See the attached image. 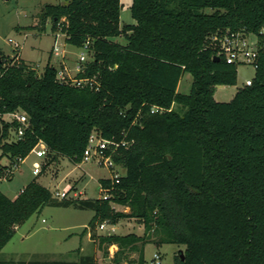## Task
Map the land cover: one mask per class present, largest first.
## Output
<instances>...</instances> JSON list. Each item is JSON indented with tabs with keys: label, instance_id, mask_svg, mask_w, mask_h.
<instances>
[{
	"label": "trees",
	"instance_id": "trees-1",
	"mask_svg": "<svg viewBox=\"0 0 264 264\" xmlns=\"http://www.w3.org/2000/svg\"><path fill=\"white\" fill-rule=\"evenodd\" d=\"M122 7V0H66L46 4L41 14L42 28L51 20L67 42L91 40L93 57L78 75H96L98 90L61 82L51 59L39 73L19 51L0 52V175L41 141L48 147L42 171L59 156L81 163L94 131L124 142L114 153L123 174L100 181L107 197L59 198L36 178L15 198L0 189V252L45 206L75 204L94 209V232L105 221L132 217L144 224V234L99 236L101 247L118 246L112 264H150L149 242L184 245L172 264H264V49L252 84L219 101L216 87L237 84L239 64L215 59L212 39L230 29L264 42V0H132L136 23L125 25ZM121 36L126 43L115 40ZM186 73L192 87L181 92ZM154 105L165 110L152 112ZM17 110L29 126L10 140L20 123L2 115ZM92 262L89 255L79 262L0 260Z\"/></svg>",
	"mask_w": 264,
	"mask_h": 264
},
{
	"label": "rangeland",
	"instance_id": "rangeland-1",
	"mask_svg": "<svg viewBox=\"0 0 264 264\" xmlns=\"http://www.w3.org/2000/svg\"><path fill=\"white\" fill-rule=\"evenodd\" d=\"M66 0H0V52L6 55H15L18 51L21 57L33 65L39 73L51 62L59 67L62 60L70 66L79 62L82 52L93 57V51H88L84 45L78 46L66 41V35L60 29L52 30V21L48 20L43 29L41 14L46 4L64 3ZM121 25L136 23L132 16V0H122ZM19 43L16 45L15 41ZM254 38V37H253ZM115 40L126 43L125 37ZM56 47L60 54L52 53ZM256 68L251 64H239L238 80L235 85L217 86L214 96L219 101L231 100L238 88L244 86L248 78H254ZM193 82L191 73H186L180 81L178 90L190 92ZM174 106V105H173ZM2 149L0 147V155ZM47 156L38 157L32 151L24 160H21L12 179L6 177L5 172L0 175V189L11 198H15L33 177L35 161L43 163ZM3 163H9L4 156ZM119 165V164H118ZM120 166V165H119ZM113 172L104 165L95 161L74 163L68 157L59 156L46 170L41 172L38 180L51 188L54 194L58 190L70 189V195L78 193V197L97 198L102 196L100 190L101 178L111 177ZM56 196V194H55ZM118 209H126L116 204ZM95 211L92 208H81L75 204H49L41 212L33 214L25 223L17 227L14 237L0 252V260L20 261L29 259L41 260H69L79 262L82 256H91L92 264H112V258L118 250L117 245H111L108 250L101 247L99 236L108 233L127 234L135 232L144 234L145 227L135 218H124L114 227L109 223L102 228L100 225L91 231L90 220ZM87 229V230H86ZM96 236H95V235ZM184 245L163 243L158 245L149 242L145 246V258L150 261L155 253H160L161 264H172L175 257L182 252ZM107 250V251H106ZM130 257L137 258V252H131Z\"/></svg>",
	"mask_w": 264,
	"mask_h": 264
},
{
	"label": "built area",
	"instance_id": "built-area-1",
	"mask_svg": "<svg viewBox=\"0 0 264 264\" xmlns=\"http://www.w3.org/2000/svg\"><path fill=\"white\" fill-rule=\"evenodd\" d=\"M264 34V29L262 30ZM254 37V38H253ZM215 56L224 58L227 62L236 64H251L256 70L259 67V59L261 54V49H264V42L260 41V37L254 33H249L241 30H230L227 29L223 32H217L212 36ZM9 41L14 42L12 38ZM16 45L19 43L15 41ZM91 40L85 42L84 47L91 51ZM53 53L60 54V51L53 48ZM88 54L82 52L79 57V62L76 67L77 72H73L70 67L64 62L57 67V78L61 82L71 83L78 87L89 86L93 89H100L101 83L96 75L90 76H79L78 73L83 71V63L88 61ZM253 78H248L244 82V85H251ZM172 109V108H168ZM164 107L154 105L152 107V112L163 111ZM5 121L11 122L17 120L20 125L16 130H12L10 140L17 139L24 134L25 129L29 126V118L27 114L23 111L17 110L14 112H8L2 115ZM124 144L123 141H117L115 139H109L102 136L100 133L94 131L89 136L87 146L84 150V157L82 162L95 161L99 165H104L113 172L111 176L112 179H118L121 177L123 172L121 167L115 161L114 153L117 151L119 146ZM33 151L38 157H46L48 147L47 144L41 141ZM19 163H14L10 168L7 169V173H16L19 167ZM33 171L35 174H40L42 172V163L39 161L34 162ZM6 173V177H7ZM100 190L102 191V196L107 197L109 195L108 189L100 182ZM56 196L59 198H77L78 193L74 192L73 197L70 195V189L58 190ZM109 224L105 221L100 224V227L104 228ZM113 227L114 224H111ZM150 264H161L160 253H155L153 258L149 261Z\"/></svg>",
	"mask_w": 264,
	"mask_h": 264
},
{
	"label": "crops",
	"instance_id": "crops-1",
	"mask_svg": "<svg viewBox=\"0 0 264 264\" xmlns=\"http://www.w3.org/2000/svg\"><path fill=\"white\" fill-rule=\"evenodd\" d=\"M62 62L66 63V64L68 65V67H70V69H71L73 72H77V71H76L77 64L73 67V66H70V65L67 63L66 60H62L61 63H62ZM1 163H2V164H8V162H7V163H3V162H1ZM42 172H43V171H42ZM33 174H34V175H33V177H32V180H33L34 178H36V179L38 180V177H39V175H40L41 173H40V174H35L34 171H33ZM30 181H31V180H30ZM30 181H29V182H30ZM38 181H39V180H38ZM29 182H28V183H29ZM39 182H40V181H39ZM28 183H27V184H28ZM40 183H41V182H40ZM27 184H26V185H27ZM26 185H24L23 188H24ZM23 188H22V189H23ZM22 189H21V190H22ZM5 194H6V193H5ZM9 197H10V196H9Z\"/></svg>",
	"mask_w": 264,
	"mask_h": 264
},
{
	"label": "water",
	"instance_id": "water-1",
	"mask_svg": "<svg viewBox=\"0 0 264 264\" xmlns=\"http://www.w3.org/2000/svg\"><path fill=\"white\" fill-rule=\"evenodd\" d=\"M215 59H220L219 56H215ZM218 86H222V85H218ZM2 132H3V125H2V120H1V116H0V140L2 138Z\"/></svg>",
	"mask_w": 264,
	"mask_h": 264
}]
</instances>
